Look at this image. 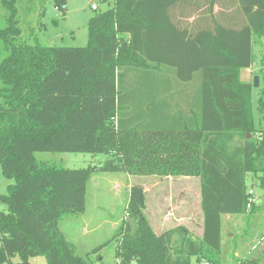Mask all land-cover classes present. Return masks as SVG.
I'll return each mask as SVG.
<instances>
[{
    "label": "trees",
    "instance_id": "trees-1",
    "mask_svg": "<svg viewBox=\"0 0 264 264\" xmlns=\"http://www.w3.org/2000/svg\"><path fill=\"white\" fill-rule=\"evenodd\" d=\"M3 5L0 168L13 183L0 195L7 205L0 211V261L32 264L31 257L43 255L47 264H89L75 254L59 220L84 212L97 169L199 178L198 237L184 226L155 234L144 214L143 185H130L129 221L116 247L125 262L222 264L221 217L254 209L246 180L264 169V128L253 124L252 84L239 77L253 62V43L264 36V0H113L89 19L81 47L17 42L16 0ZM165 69L178 81H198L193 123H168L159 99L143 95L144 105L135 107L122 94L131 73L140 70L144 78L156 71L160 85ZM144 85L136 92L144 94ZM252 131L260 132L255 140L247 137ZM35 152L110 157L97 168L68 169L37 160ZM236 264H264V237Z\"/></svg>",
    "mask_w": 264,
    "mask_h": 264
},
{
    "label": "rangeland",
    "instance_id": "rangeland-1",
    "mask_svg": "<svg viewBox=\"0 0 264 264\" xmlns=\"http://www.w3.org/2000/svg\"><path fill=\"white\" fill-rule=\"evenodd\" d=\"M60 0H16L17 26L20 29L17 42L47 46H85L89 38L88 21L97 13L106 11L113 0H64L65 7H58ZM95 6L96 9H92ZM3 0H0V29L6 26ZM264 31V24H263ZM0 41V60L5 56ZM252 78L259 77V86L251 88L250 101L254 127L258 131L264 128V36L252 45ZM142 71L131 73L125 78L122 94L132 96L135 107L143 106L144 94L136 92L138 86L145 83ZM252 78L247 76L252 84ZM130 80V81H129ZM197 80L193 84H197ZM165 94V92H160ZM159 96H161V94ZM260 132L248 133L247 137L255 140ZM37 160L54 162L64 168L79 169L101 166L110 156L108 154H90L80 152H35ZM151 175H129L123 172H106L95 170L86 189V206L81 214L63 216L59 228L65 238L74 245L75 254L87 260L89 264H134V260L125 262L120 251L122 235L126 222L129 187L131 183L147 184ZM154 179V178H153ZM178 181L177 179H174ZM262 181V184H260ZM180 182V181H178ZM184 183V181H181ZM188 182L190 189L180 192L173 188L168 199L163 200L168 209L178 211L179 216L190 212L197 218L196 225L191 226L194 237L201 234V211L199 207L198 183L196 179ZM13 183L7 179L0 168V195L7 193V185ZM247 189L253 192L255 207L247 210L245 215L223 216L220 261L222 264H236L250 256L257 246H261L264 237V169L257 177L248 175ZM188 192V193H187ZM149 202L145 215H149ZM7 205L0 201V211H6ZM180 211V212H179ZM178 217V216H177ZM149 222V221H148ZM150 224V223H149ZM151 227V225H150ZM152 228V227H151ZM153 230V229H152ZM155 233V231H153ZM160 232V231H158ZM156 234V233H155ZM179 236H173L178 241ZM100 246V247H98ZM98 247V249H97ZM96 248V249H95ZM12 263L19 261L18 256ZM32 264H47L43 255L31 257ZM203 262V261H202ZM202 262L200 264H202ZM0 264H9L7 260ZM209 264H211L209 262Z\"/></svg>",
    "mask_w": 264,
    "mask_h": 264
},
{
    "label": "crops",
    "instance_id": "crops-1",
    "mask_svg": "<svg viewBox=\"0 0 264 264\" xmlns=\"http://www.w3.org/2000/svg\"><path fill=\"white\" fill-rule=\"evenodd\" d=\"M153 72L155 73L153 75ZM251 66L249 68H243L240 70V80L248 82L246 79L248 75L252 78ZM145 85H144V99H149L150 102H155L156 99H159L160 103L167 108V119L168 123L180 124L183 121L188 123H193V113L192 109L198 110L200 106L199 96H198V82L193 84V81L181 82L178 81L170 69H165L159 71L158 77L161 78V84H156L155 76L156 71H152L147 74V71L144 72ZM158 83V82H157ZM157 87H159L160 92H165V94L160 93L161 96H157ZM169 110L172 112H177L181 117L172 115ZM179 118V119H177ZM151 178L147 184H142L145 192V209L146 205L149 202V215H145L149 221L153 231L156 234L174 228L176 226H184L189 232H192L193 226L196 225L197 218H194L190 212L181 213L179 216L178 211L175 212L174 209H168L167 206H164L163 200L168 199L171 195L173 188H180V192L183 190H189L190 185L188 182L190 179H196L198 183V192L199 195V204H200V188H199V178L195 176H156L151 175ZM154 178V179H153ZM177 179L178 181H175ZM181 181H184L181 182ZM132 185V183H131ZM188 193V192H187ZM180 212V211H179ZM178 216V217H177ZM225 217H230L232 215H223ZM222 216V218H223ZM234 216V215H233ZM237 216V215H236ZM221 218V232L223 230ZM193 225V226H192ZM198 225V222H197ZM192 226V228H191ZM201 228V226H200ZM160 231V232H158Z\"/></svg>",
    "mask_w": 264,
    "mask_h": 264
},
{
    "label": "water",
    "instance_id": "water-1",
    "mask_svg": "<svg viewBox=\"0 0 264 264\" xmlns=\"http://www.w3.org/2000/svg\"><path fill=\"white\" fill-rule=\"evenodd\" d=\"M58 4L61 7H65V1L64 0H60ZM252 86L255 87V88L259 86V77L258 76H253V78H252Z\"/></svg>",
    "mask_w": 264,
    "mask_h": 264
},
{
    "label": "built area",
    "instance_id": "built-area-1",
    "mask_svg": "<svg viewBox=\"0 0 264 264\" xmlns=\"http://www.w3.org/2000/svg\"><path fill=\"white\" fill-rule=\"evenodd\" d=\"M92 9H96L95 6H92ZM248 194L250 195L249 200H248V206L254 202V198H253V192L251 190H248ZM202 264H209V262L207 261H203Z\"/></svg>",
    "mask_w": 264,
    "mask_h": 264
}]
</instances>
